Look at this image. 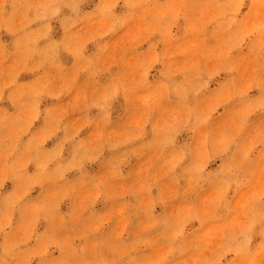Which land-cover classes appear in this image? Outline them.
I'll return each instance as SVG.
<instances>
[{
    "label": "rangeland",
    "instance_id": "obj_1",
    "mask_svg": "<svg viewBox=\"0 0 264 264\" xmlns=\"http://www.w3.org/2000/svg\"><path fill=\"white\" fill-rule=\"evenodd\" d=\"M0 264H264V0H0Z\"/></svg>",
    "mask_w": 264,
    "mask_h": 264
}]
</instances>
